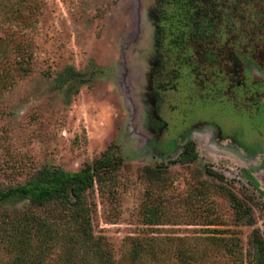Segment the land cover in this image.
Returning <instances> with one entry per match:
<instances>
[{
    "label": "rangeland",
    "instance_id": "obj_1",
    "mask_svg": "<svg viewBox=\"0 0 264 264\" xmlns=\"http://www.w3.org/2000/svg\"><path fill=\"white\" fill-rule=\"evenodd\" d=\"M154 2L0 0V190L44 167L77 171L107 147L121 159L85 197L92 239L58 229L43 264H98L97 245L114 264H262L264 197L246 177L264 188V35L247 57L199 44L209 70L171 72ZM188 141L196 159L178 163ZM25 211L45 214L0 203V239ZM9 257L0 249V264Z\"/></svg>",
    "mask_w": 264,
    "mask_h": 264
},
{
    "label": "trees",
    "instance_id": "obj_2",
    "mask_svg": "<svg viewBox=\"0 0 264 264\" xmlns=\"http://www.w3.org/2000/svg\"><path fill=\"white\" fill-rule=\"evenodd\" d=\"M212 3V0H156L154 15L158 48L163 54V64L171 72L186 69L190 74L195 70L200 74L209 70L206 64L201 63L196 57L197 46L207 44L214 47L215 43L216 45L221 43L226 31L222 27L226 22L222 9L225 4ZM233 3L240 5L238 0H234ZM247 5L252 6L250 14H254L256 12L254 8L264 6V3L260 0H251ZM212 7L216 11L213 18ZM231 21L233 23L231 33L237 38L235 48L239 49V39L243 38L240 21L238 19ZM255 21V18L251 19V22ZM254 27L247 29L248 38L262 36V31ZM206 38H209L210 42L205 41ZM195 159L196 151L193 144L188 141L182 146L177 162L188 163ZM120 163L121 159L107 147L90 164H84L77 171L44 167L25 183L0 190V203L9 200L26 201L30 208L45 211L42 217L34 216L28 211L19 214L15 225L4 232L5 238L0 239V249L10 255L6 264H43L42 259L52 250V240L57 237L58 229H74L82 242L90 241L92 235L84 204L85 197L94 185L100 187L106 175L117 170ZM251 182L264 197V189L254 181ZM229 201L235 219L245 220L250 224L248 209L233 196H230ZM52 209H58V212H53ZM146 216L153 220L154 212H149ZM60 221L62 223L59 224ZM34 239L37 240L36 244L32 242ZM253 244L264 264V241L260 239L257 231L254 232ZM96 250L98 264H114L108 253L99 245L96 246Z\"/></svg>",
    "mask_w": 264,
    "mask_h": 264
},
{
    "label": "flooded vegetation",
    "instance_id": "obj_3",
    "mask_svg": "<svg viewBox=\"0 0 264 264\" xmlns=\"http://www.w3.org/2000/svg\"><path fill=\"white\" fill-rule=\"evenodd\" d=\"M250 1L251 0H241L240 1V5L239 6H236V4L233 3L234 0L233 1L232 0H225V3L224 4L226 6L224 5V7L222 9H223L224 18H225L226 22L224 24H222V27L226 31H225V34L223 36V40L221 41V43H218V44L228 45V46H230L231 48H233L234 50H237V51H240L242 49V47H243L245 49L244 50V57H247L248 56V53H249L248 51H249V49H251V47L256 46V45H260V43L263 42V36H259V37L255 38V39H253L252 37H249V38L247 37L248 34H247L246 31H247L248 28H250V27L252 28L253 26H255L254 29H258V30L259 29H262L261 28V24L258 22L259 18L262 17V15H260V13L258 12V11L261 10L262 6L257 7V8L255 7L254 9L256 10V12L254 14H250V10H251L252 6H248L247 5V3H249ZM155 2H156V0H155ZM155 2H154V5H155ZM236 8H238V10H236ZM214 11H215V8L212 7L211 8V14H212L211 16H212V18L216 16L213 13ZM252 18H255L256 21L255 22H251V19ZM231 19L232 20H235V21L238 19L240 21L239 22V25H240V27L242 29L243 38H240L239 39V42H240L239 49H235V45L237 44V38H236V36L234 34L231 33V24H233L232 21H231ZM235 21H233V22H235ZM262 35H264V34H262ZM263 51H264V49H263ZM248 76L249 75L244 74L243 77L246 78ZM259 85L262 86L263 89H264V85H262V84H259ZM261 105H264V104H260V106ZM182 146H181V148H182ZM246 180H248L249 183L254 188V186H253V184L251 182L253 180L250 179L248 176L246 177ZM261 189H264V188H261Z\"/></svg>",
    "mask_w": 264,
    "mask_h": 264
}]
</instances>
